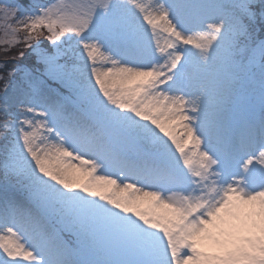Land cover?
<instances>
[{"label":"snow or ice","instance_id":"snow-or-ice-1","mask_svg":"<svg viewBox=\"0 0 264 264\" xmlns=\"http://www.w3.org/2000/svg\"><path fill=\"white\" fill-rule=\"evenodd\" d=\"M264 0L0 5V264H264Z\"/></svg>","mask_w":264,"mask_h":264},{"label":"trees","instance_id":"trees-1","mask_svg":"<svg viewBox=\"0 0 264 264\" xmlns=\"http://www.w3.org/2000/svg\"><path fill=\"white\" fill-rule=\"evenodd\" d=\"M16 2L26 5L28 0H16ZM257 35L259 38H262L264 36V32H261L259 26L257 27ZM2 36H3V33L0 32V37H2Z\"/></svg>","mask_w":264,"mask_h":264},{"label":"rangeland","instance_id":"rangeland-1","mask_svg":"<svg viewBox=\"0 0 264 264\" xmlns=\"http://www.w3.org/2000/svg\"><path fill=\"white\" fill-rule=\"evenodd\" d=\"M43 1V0H42ZM7 2V0H0V4L1 5H3V4H5ZM18 3V2H17ZM30 3V2H29ZM19 4H21V3H19ZM21 5H23V6H25V7H27L28 5L26 4V5H24V4H21ZM261 39H264V36L261 38ZM2 176H0V181H2Z\"/></svg>","mask_w":264,"mask_h":264}]
</instances>
